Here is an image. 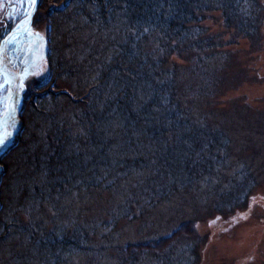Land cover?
Returning <instances> with one entry per match:
<instances>
[{
  "label": "rangeland",
  "instance_id": "rangeland-1",
  "mask_svg": "<svg viewBox=\"0 0 264 264\" xmlns=\"http://www.w3.org/2000/svg\"><path fill=\"white\" fill-rule=\"evenodd\" d=\"M39 3L30 21L31 7L21 10L24 16L13 17L10 23L16 29L0 42V84H4L0 113L7 105L10 118H6L11 124V137L0 148V235L4 233L0 264H54L52 260L57 264H124L120 252L112 248L104 247L97 254L64 249L47 252L41 244H33L29 232L14 221L60 228L77 222L86 232L84 242L93 247L165 235L184 220L194 221L187 224H193V234L176 238L160 255L140 251L127 258L128 264H264V0H240L243 14L258 12L261 19L250 40L239 32L228 45L236 51L233 62L244 67L250 78L224 96L225 107L236 102L237 108L239 101V111L229 117L221 116L222 112L215 115L220 118L221 134L229 140L227 152L223 161L210 156L211 164H201L190 176L181 167L161 171L147 139L128 142L118 137L114 143L88 146L86 138L93 123L81 120L83 106L70 101L68 94H85L92 87L101 69L98 58L116 47L107 36L117 40L123 34L116 32L109 19L97 20L92 4L76 0H62L56 7L51 0ZM5 4L6 0H0L1 12H9ZM8 12L9 19L13 8ZM114 16V23H123L121 13ZM220 20L219 13L213 14L203 26L220 32L223 40L232 38ZM50 60L54 67L60 64L52 86L58 88L56 94L48 87ZM111 92L108 89L107 96ZM101 97L106 96L102 93ZM23 118L30 121L20 132ZM113 120L101 124V130L108 125L107 133H115L118 126ZM54 122L68 132V141L60 151L61 161L54 165L58 173L51 177L37 168L34 152L42 142L40 135L44 132L48 139ZM18 136L24 138L22 143L17 142ZM164 146L151 150L156 153ZM194 152L191 156L197 160L205 158L202 148ZM73 155H77L74 164ZM64 156L70 161L65 163ZM127 158L131 160L124 164ZM2 161L8 164L5 170ZM58 182L67 185L54 190L52 184ZM104 183L109 185L101 187Z\"/></svg>",
  "mask_w": 264,
  "mask_h": 264
},
{
  "label": "trees",
  "instance_id": "trees-1",
  "mask_svg": "<svg viewBox=\"0 0 264 264\" xmlns=\"http://www.w3.org/2000/svg\"><path fill=\"white\" fill-rule=\"evenodd\" d=\"M76 1L96 6L95 17L99 21L109 19L110 23H114L112 18L117 12L123 15V23H111L117 33L123 34V38L116 40L107 36L109 42L112 40L111 43L116 44V50L112 49L110 54H105L107 56L104 55L103 58L97 56L101 69L92 87L85 94H68L70 101L79 102L83 106V116H79L81 120L86 121L88 125L93 123L86 138L89 145L87 141L86 145H107L112 141L114 143L118 137L128 142L147 139L152 146L150 152L157 159L156 164L160 165L161 171H166L168 167H181L189 176L201 164H211L209 157L212 155H215L214 161H223L229 140L221 134L217 123L220 118L215 115L222 112L221 116L229 117L241 108L239 101L237 108L236 102L232 107H225L224 96L232 88L239 87L243 80L250 78L244 74V67L233 62L236 51H232L228 45L234 43L233 37L239 32L250 40L251 32L256 31L255 23L261 19L259 13L243 14L238 6L240 0ZM61 2L62 0H51L53 6H58ZM217 13L220 15L222 26L230 31L232 38L223 40L220 32L216 34L204 28V21ZM254 40L251 39L252 42ZM46 42L48 43V39ZM52 61L50 60L47 67L51 81L48 87L53 86L55 72L59 73L60 70V64L56 62L54 67ZM110 88L112 92L107 96L106 91ZM52 89L56 94L55 90L58 88ZM102 93L106 97H101ZM31 102L35 103L33 96L29 104ZM34 106L35 104H30L31 114L36 113ZM111 119H114L118 127L115 133L109 134L107 131L110 126L106 125V130H101V124H107ZM21 120L20 132L28 128L30 121L25 118ZM32 120L34 125L38 122L35 118ZM52 127L53 133H50L51 136L47 135L48 139L44 132L40 135L42 142L36 147L34 159L37 168L40 167L51 177H55L58 172L54 173V165L61 161L60 151L68 141V132L65 128L59 129L55 122ZM18 137L17 142L22 143L24 138ZM157 145L166 146L157 148V152L153 153L151 149ZM200 148L203 149L205 158L201 156V159L197 160L191 155L195 153L194 150ZM102 150L103 147H100L99 152ZM206 151L210 154H206ZM76 156L70 157L73 158L72 164L75 163ZM64 158L66 162L62 160L63 162L70 161L68 156ZM129 160L131 159H123V163ZM134 160L138 161L136 158ZM2 162V168L7 169L8 164ZM161 171L158 174H161ZM62 184L65 185L66 182L53 183L52 188L57 190ZM91 185L96 184L92 182ZM108 185L109 183H104L101 187ZM35 189L37 190V187ZM189 222L194 223L192 220L181 221L169 233L158 237L93 247L84 242L86 232L79 229L77 222H71L63 228L53 224L40 227L30 221H14L13 224H21L20 226L29 232L33 244H41L47 248V252L49 249L53 253L64 249L69 252L97 254L104 247L112 248L114 251L118 250L123 256L124 264H128L127 258L140 251H154L159 254L176 238L179 239L183 234H193V224L187 227ZM3 235L4 233L0 237ZM201 243L203 242L200 240ZM52 262L57 264V260Z\"/></svg>",
  "mask_w": 264,
  "mask_h": 264
},
{
  "label": "flooded vegetation",
  "instance_id": "flooded-vegetation-1",
  "mask_svg": "<svg viewBox=\"0 0 264 264\" xmlns=\"http://www.w3.org/2000/svg\"><path fill=\"white\" fill-rule=\"evenodd\" d=\"M36 3L40 4L39 0H37ZM38 4L35 7V5L33 6L30 4V0H6L5 5H9V12L8 10L7 12L10 13L12 8H13V12H12V15H10V18L8 19L7 18L8 14L6 15L7 13L6 10L5 11L3 10L2 12L0 11V42L8 40L10 37L9 35L13 33V32L12 33L10 32L15 30L17 27V26H13L12 23H10L11 19H13V17H16V16H20V17L22 15L24 16V14H21V10L22 12H24L27 10V8L31 7L33 9H31V11H28V14H27L28 15L27 20L30 21V19L34 17V12L38 9L37 8ZM21 20L25 23L23 19ZM12 93L14 94L15 92H12ZM16 94L17 93H15L14 95Z\"/></svg>",
  "mask_w": 264,
  "mask_h": 264
},
{
  "label": "snow or ice",
  "instance_id": "snow-or-ice-1",
  "mask_svg": "<svg viewBox=\"0 0 264 264\" xmlns=\"http://www.w3.org/2000/svg\"><path fill=\"white\" fill-rule=\"evenodd\" d=\"M36 2L37 0H30V4L33 6L36 4ZM5 83H7V81H5ZM3 88L4 84H0V89ZM8 91L11 92V89H8ZM6 117L10 118L7 105H5L3 112L0 113V148L5 147L11 137V132L9 130L11 128V124L9 123V119Z\"/></svg>",
  "mask_w": 264,
  "mask_h": 264
}]
</instances>
